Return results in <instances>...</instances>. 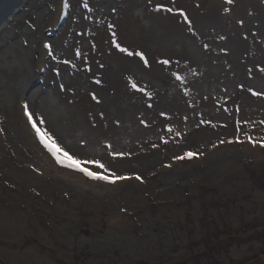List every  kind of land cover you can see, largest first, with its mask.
I'll return each instance as SVG.
<instances>
[{
    "label": "rangeland",
    "instance_id": "374dc122",
    "mask_svg": "<svg viewBox=\"0 0 264 264\" xmlns=\"http://www.w3.org/2000/svg\"><path fill=\"white\" fill-rule=\"evenodd\" d=\"M58 1L0 0V264H264V157L208 159L213 148L221 150L213 145L240 136L238 123L239 132L246 130L252 112L261 113L257 122L264 128V72L259 71L258 52L234 51L232 58L227 51L236 46L224 42L231 27L237 32L236 26L237 34L242 30L250 42L259 43L258 25L230 24L232 11L223 13L218 26L209 25V33L226 40L219 41L216 52H205L207 33L171 29L184 23L178 15L160 11L153 17L158 4L172 7L169 0L167 5L133 0L138 26L133 36L139 47L134 48L156 59L150 67H139L111 53H119L112 36L107 39L111 48L99 51L98 59L91 32L70 48L75 4L86 2L74 0L54 61L50 67L47 61L46 74L39 78L38 54L42 41L51 44L54 39L45 36ZM119 1L98 7L103 11L96 29L115 26L112 12ZM88 8L92 27V0ZM263 22H258L261 30ZM78 52L92 53L95 60L93 74H84L88 77L81 76V66L72 69ZM57 55L68 63L54 79ZM223 57L232 59L234 72L222 67ZM162 59L169 65L158 63ZM130 79L150 96L132 90ZM118 81L127 89L119 110L105 100L116 94ZM67 97L89 99L99 109L84 117ZM20 102L29 106L37 127L48 131L59 148L79 159L99 160L129 179L119 181L112 197L93 204L76 201L64 185L41 183L28 169L30 163L15 152V139L21 142L14 122ZM100 124L108 131L118 129L114 137L125 138L118 142L121 146L104 138ZM5 126L8 136L3 135ZM98 137L102 141L94 148L86 143ZM107 144L123 155L113 159ZM189 151L197 154L198 162L173 171L175 157Z\"/></svg>",
    "mask_w": 264,
    "mask_h": 264
},
{
    "label": "bare ground",
    "instance_id": "6f19581e",
    "mask_svg": "<svg viewBox=\"0 0 264 264\" xmlns=\"http://www.w3.org/2000/svg\"><path fill=\"white\" fill-rule=\"evenodd\" d=\"M101 1H103L101 3ZM150 1H156V3H161L165 4L166 0H150ZM87 4L90 5V0H86ZM85 2H79L76 5L77 7V22L76 23H71L73 24V28L77 27L78 29L75 31H72L71 28L68 33V45L71 46L70 48L72 50L75 49L76 45V40L79 38H83V35L85 32L89 34V32L92 33V36L94 37L95 34V45L96 48L93 51L95 53V59L99 58L100 52L103 51L105 52L110 46V42L107 41L108 38L112 39L113 33H115V39L118 44L121 45V47L128 48L131 51H138L134 47H138L137 41H134V32L137 31L138 26L137 22L133 18V12L134 9L137 7L136 1L130 0L129 3H127V0H121L118 3V6L115 7V9L112 12L113 16V21L115 23V26L111 29L105 28L104 31L102 29H96V25L98 23V20L100 19V14L102 13L103 5H108V0H92V27H91V22H90V14L88 10L84 7ZM168 3V1H167ZM69 7L67 8V13H66V18L61 24V28L59 29L57 35L54 37V39L51 41V50H52V57L48 61L47 66L50 67L52 65V62L54 61V51L56 53L58 47H59V42L61 41L63 35H62V30L66 26V24L70 21V13L72 12V6L74 5V0H69L68 1ZM170 6L174 9H181V7H184L182 9H185L184 11L186 12L188 18L192 21V29L197 30L200 32L202 35H205L207 33L205 39V45H207V49H205V52H216L217 51V46L219 43L220 39L217 36H214L213 34H210L209 32L212 31V28H209V25L212 26H218L220 24V20L217 19L218 17L223 15V8L224 7H229V9L232 11V19L230 20V24H234L238 21H244L245 25H251L253 26L254 24L258 25V29L256 32L258 33V38L260 39L259 43L255 42H250V37L246 35L244 31H240V36H238L237 32L238 29L236 28L237 32H234L235 29L231 27V30H229L226 35L229 37V39H224L226 44L231 45L232 49L234 46H236L238 49L231 50V53L228 52V56H232L235 54L237 51H245L246 49L250 50H256L258 52V61L259 65L261 68H264V0H234L233 5H224L223 0H169ZM99 7V8H98ZM107 7V6H106ZM96 9H99V13L96 11ZM58 4L53 10V13L49 16L48 23L50 26V29L55 25L57 16H58ZM153 17L158 16L160 12L157 14H154V12H151ZM80 20V21H79ZM260 20L263 22V27L262 30L259 27L258 22L260 23ZM179 27V28H178ZM247 27V26H246ZM171 29H179L181 31H187L186 29L188 28V25L185 23H182V26H172L170 25ZM47 32V34L50 32ZM96 31L94 32V30ZM256 29V28H255ZM76 31L79 32V34L76 36ZM108 34V35H107ZM90 36V35H89ZM247 36V39H244V37ZM211 38H216V40L212 41ZM45 39H48L47 36H45ZM47 42L46 40L42 41V43ZM73 42V43H72ZM57 43V45H56ZM142 48V47H141ZM143 49V48H142ZM235 51V52H234ZM117 56V59L123 60L125 63H130L131 60H134L139 67H141L144 63L143 61H140L138 57H128L124 55L123 53H115L111 52ZM39 58L37 61L36 65V70L40 69L41 67L44 66L42 62V58L45 56L44 52L42 50L39 51L38 54ZM149 67L150 65H154L155 63V57L153 55L149 54V57H147ZM57 63L53 65V68L55 69V73L53 74L52 78H57V76L61 72H65V66L62 60H58V55L56 57ZM224 60H220L222 67L226 69V71L234 72L235 67L230 66V63L232 62V59L230 60L229 58L223 57ZM94 59L92 58V53H80V55L77 58V61L74 63L73 70L76 71L79 66L82 67L83 71L81 76L88 77V75L84 74H93L94 70V64L92 65V62L94 63ZM92 65V68H91ZM89 66V67H88ZM46 74V72H45ZM236 75V72L233 73ZM45 76V75H44ZM122 81H118L116 83V94L111 96L109 99H106V101L110 102L112 106L117 107V109H121L124 100L127 97V89L126 87L121 83ZM109 85L106 86L108 88ZM67 102L68 103H76L77 105V112L80 113L81 115H84V117L89 115V112L91 111L92 115H95L94 112H96L97 109H99L96 106V103L91 102L89 99L85 98H76L72 99L71 97H67ZM101 101L99 100V104ZM103 105L105 104L104 101H102ZM21 102L18 104L17 112L15 113L14 117V122L16 129L18 131V136L21 139V142L23 143L24 147L21 145L22 143L20 142L19 139H15V152L17 155L21 158L24 159V162L29 164L28 169L33 171L34 177H36L41 183H46L47 187H50L52 185L55 186H60L64 185L68 189L72 190L74 192L75 200L79 202H87V203H94L96 200L101 199V198H108L112 197L116 192L120 189L119 186V181L114 184L113 187H106V186H101L98 184H93L85 181L81 176L72 174L67 171H63L60 169H57L53 162L48 158V156L42 151L41 148L38 147L36 144V141L33 137V133L30 130V128L26 125L25 121L26 118L23 115V108L20 107ZM246 115V114H245ZM250 123L246 130L243 132H236L237 135H240L238 137H235L234 139L237 141L239 140L240 142H236V145L243 144L244 146H233V147H226L223 144L224 148H221V150L216 151L214 148L212 149V152H208L209 156L208 159L214 160L217 162L219 159L226 158V157H232L236 159H261L264 157V151L258 150L257 147L253 148H248L247 147V141L249 137L253 138L254 142H259L261 138H264V128L263 126L258 123V120L262 121V115L260 112H252L251 114L248 115ZM74 120V119H73ZM88 125H89V119H88ZM95 124V123H94ZM93 124V125H94ZM3 126V125H2ZM97 127V125H96ZM100 127L102 129V133L104 138L107 140H115V144L117 146H121L118 144V142L125 140H117L118 138L114 137V131L109 128V131L105 129L101 124ZM3 128V127H2ZM89 128L91 131L93 130V126L91 127L89 125ZM78 132L82 130V127H79ZM105 132V133H104ZM109 132V133H108ZM86 134L88 131H85ZM93 133V132H92ZM240 133V134H239ZM244 133V134H242ZM242 134V135H241ZM250 134L251 136L247 135ZM3 135L8 136V129L5 126L3 128ZM81 137V136H80ZM80 139V138H79ZM102 141L101 137H98L97 139H87L86 143L89 144L91 148H94L97 146V142ZM56 146V145H55ZM57 147V146H56ZM183 145L179 146V149H182ZM58 148V147H57ZM215 152V153H214ZM233 153V154H232ZM207 156V155H206ZM200 159V157H199ZM198 159V160H199ZM196 158L190 162V163H184L181 165H178L175 160L174 163L171 164V168L173 171H177L178 168L187 169L189 166L192 164L196 163ZM197 165V164H195ZM193 165V166H195ZM88 169L90 171L95 170L99 174L102 173L101 170L99 169H94L92 165H87Z\"/></svg>",
    "mask_w": 264,
    "mask_h": 264
},
{
    "label": "snow or ice",
    "instance_id": "6c2138e0",
    "mask_svg": "<svg viewBox=\"0 0 264 264\" xmlns=\"http://www.w3.org/2000/svg\"><path fill=\"white\" fill-rule=\"evenodd\" d=\"M233 3H234V0H223L224 5L230 6V5H233ZM68 7H69V4L67 3V0H66V2L64 3V8L67 9ZM84 7L88 8L87 2L84 3ZM88 10L91 11L90 8H88ZM155 11H157V12L163 11L165 13H171L173 15H178L179 17L183 18V22L188 25V30L192 31V21L188 18L187 14L184 10L174 9L172 7H166L164 5L158 4L155 8ZM229 11H230L229 7L223 8V12L225 14H228ZM240 24L242 25L243 21H240ZM109 28L111 29L112 25H109ZM193 35H195L194 32H193ZM113 37L114 38L112 40V44L114 47H116L119 50V52L123 53L124 55H126L128 57H133V56L138 57L140 61H143L145 67L149 66L148 60L145 57L143 52L131 51L128 48L121 47V45L116 42L115 33H113ZM219 39L224 40L225 37L220 36ZM244 39H247V36H245ZM44 47L49 50L48 54L51 56L53 54L52 50H51V46L48 44H45ZM204 47H205V49H207L208 46L204 45ZM79 55L80 54L78 52L77 56H79ZM64 63H68V61H64ZM158 63H160L163 66H167V65H169L170 61L167 59H162V60L158 61ZM249 71H251V69ZM259 71L264 72V68H260ZM172 75L175 78V80H177L181 84L184 83V80L180 75H177L176 73H172ZM97 83H99V81H97ZM128 84L132 90H134L136 92H143V94L145 96H150V94L146 90L138 87L137 84L134 81H132L131 79L129 80ZM241 87H243V86H241ZM61 90H63V86H61ZM185 94H187V93H185ZM251 94L253 96L260 95V93H257L255 91H252ZM92 99L95 100L97 103H99V100H97L95 95L92 96ZM149 107H151V105H149ZM23 115L27 119L28 124L31 125L32 130L35 134V137L38 140V142L40 143V145L51 155V157L55 160V163L59 167L66 168V169H69L71 171L80 173L83 176H85L86 178H88L89 180L100 181V182H103L106 184H115V183H117V181L129 179V177L119 176L116 173L109 171L107 169L106 165L103 164L102 162H100L99 160L79 159L73 155H69V153L67 151H65L61 148L53 147V145L56 143V140L53 139V136L50 135L48 131L42 130L41 128L37 127V122L34 121V114L32 112H30L29 106L27 104L23 105ZM39 123L44 124V121L41 119V120H39ZM168 131L172 132L173 129L168 128ZM237 131L239 132V123L237 124ZM177 135H179V133H177ZM227 142L233 143L234 141L229 140ZM235 142H240V141L237 140ZM247 142L252 144L253 147L259 146L260 148H264V138H262L259 142H254L253 138L249 137ZM220 143H224V141L221 140ZM105 147L109 149L108 155L111 156L113 159H115L119 155H123L122 153H114L113 151H111L112 146L110 144L105 145ZM213 147H216V145H213ZM194 156H197V154L189 151V152H185L184 155H182V156L175 157V159L176 160H185V159L190 160ZM197 158H198V156H197ZM87 165H92L94 169H99L104 174H99L95 170L90 171L88 169ZM168 166L169 165H165V167H168ZM135 179L141 180V178L139 176H136Z\"/></svg>",
    "mask_w": 264,
    "mask_h": 264
}]
</instances>
